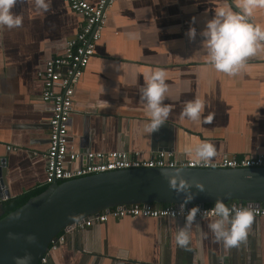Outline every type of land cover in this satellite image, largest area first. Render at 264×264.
Instances as JSON below:
<instances>
[{"label":"crops","instance_id":"0c3cea01","mask_svg":"<svg viewBox=\"0 0 264 264\" xmlns=\"http://www.w3.org/2000/svg\"><path fill=\"white\" fill-rule=\"evenodd\" d=\"M238 2L113 0L95 53L75 85L69 149L125 150L143 158L168 149L174 158L187 160L198 158L196 146L208 141L215 147L214 162L226 153H264V45L235 75L217 72L201 45L205 21L218 7L236 10ZM13 11L23 15L22 26L0 28V159L6 157L7 181L1 197L8 200L46 185L52 109L43 100L39 73L47 59L64 53L84 23L65 0H51L49 10L39 13L25 0ZM251 19L264 26V8ZM189 29H195L194 39ZM156 68L166 74L163 103L170 112L149 132L140 89L145 74ZM195 98L205 105L198 121L181 115ZM1 197L0 218L7 200ZM211 219L196 217L185 247L175 240L185 217H111L81 230L67 229L65 241L49 250L47 264H264V217L253 216L246 240L232 248L216 242L207 227Z\"/></svg>","mask_w":264,"mask_h":264},{"label":"water","instance_id":"95a60500","mask_svg":"<svg viewBox=\"0 0 264 264\" xmlns=\"http://www.w3.org/2000/svg\"><path fill=\"white\" fill-rule=\"evenodd\" d=\"M5 161L1 157L0 197L7 184ZM173 181L177 187L184 181L190 186L188 192L178 193L171 187ZM187 194H193L187 204L201 207L214 204L217 198L225 203L260 205L264 202V167L131 168L54 182L0 218V264H14L15 257L26 254L31 256V264H40L62 231L92 214L134 203L181 204ZM30 236L35 239L29 241Z\"/></svg>","mask_w":264,"mask_h":264},{"label":"built area","instance_id":"2783aa9c","mask_svg":"<svg viewBox=\"0 0 264 264\" xmlns=\"http://www.w3.org/2000/svg\"><path fill=\"white\" fill-rule=\"evenodd\" d=\"M70 7L81 14L84 23L75 37L67 42V47L61 55L45 61L44 68L39 76L44 82L43 100L51 103L52 116L49 121V148L46 158V184L64 182L71 179L85 177L96 173L117 171L131 168L155 167H190V168H250L264 167V153L253 157H237L230 154L223 155L219 162L211 159L207 162L196 159L179 160L174 158L173 152L159 150L150 158H143L139 153L125 150L116 151H88L75 152L68 147V130L73 113V97L75 85L80 80L90 58L95 53L97 42L102 37V29L106 22L107 8L113 0H100L92 4L88 0H65ZM83 164L76 168L69 164L76 161ZM4 201L7 197L2 198ZM214 205V204H213ZM212 206H198L200 212L197 218H210L204 213ZM229 207H247L253 216L264 217V205L252 202L233 201ZM181 204H172L166 207H154L148 203H134L103 210L82 218L65 230L84 229L96 223H102L113 217L116 219L132 217L169 218L186 216L188 210L195 204H187L183 213L180 212ZM65 241L63 234L52 241L50 249H56L58 244ZM49 249V250H50ZM48 250V252H49ZM48 252L41 259L40 264H47Z\"/></svg>","mask_w":264,"mask_h":264},{"label":"clouds","instance_id":"9594fccd","mask_svg":"<svg viewBox=\"0 0 264 264\" xmlns=\"http://www.w3.org/2000/svg\"><path fill=\"white\" fill-rule=\"evenodd\" d=\"M25 0H0V28H19L23 23V15L13 11L18 3ZM35 10L47 12L51 0H31ZM264 8V0H239L236 10L230 5L218 7L212 17L207 19L200 32L201 45L207 56L208 63L217 71L228 75H235L245 65L248 57L256 55L257 51L264 45V26L254 24L252 17L256 9ZM189 38L196 36L195 29H189ZM166 74L162 68H156L145 74V85L140 89V97L145 102L149 112L147 130L156 131L167 119L170 108L163 103L165 93L168 91ZM204 101L195 98L185 103L182 116L192 121L201 119L204 109ZM211 117L205 118L210 122ZM185 151H192L186 147ZM195 155L202 161L207 162L216 155L212 143L204 141L195 148ZM178 193L188 192L190 186L184 181L177 187L175 182L171 183ZM202 191V186H197ZM193 199V194H187L181 201L180 212L183 213L185 206ZM200 212L198 206L190 208L185 216L184 226L179 228L175 240L177 245L185 247L189 244V229ZM204 215L211 217L207 227L213 234L216 242L222 243L225 248L237 247L245 241L248 229L253 221L252 211L247 207H229L223 199L217 198L213 207L208 209ZM33 241L34 237H28ZM14 264H31V256L15 257Z\"/></svg>","mask_w":264,"mask_h":264},{"label":"trees","instance_id":"16d2710c","mask_svg":"<svg viewBox=\"0 0 264 264\" xmlns=\"http://www.w3.org/2000/svg\"><path fill=\"white\" fill-rule=\"evenodd\" d=\"M48 184L41 186L35 190L29 191L27 193H24L16 198H12V199H7L5 202V213L3 216L13 212L14 210L20 208L21 206H23L25 203L28 202L29 199H31L32 197L42 193L44 190H46L48 188ZM226 204H229L226 203ZM264 205V202L262 203ZM172 205L171 203H163V204H158V203H152V206L154 207H166V206H170ZM213 203H206V206H212ZM63 233V231L60 233V235Z\"/></svg>","mask_w":264,"mask_h":264}]
</instances>
